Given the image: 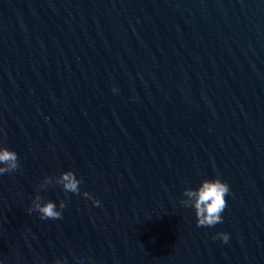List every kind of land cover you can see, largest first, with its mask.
<instances>
[{"label":"water","instance_id":"95a60500","mask_svg":"<svg viewBox=\"0 0 264 264\" xmlns=\"http://www.w3.org/2000/svg\"><path fill=\"white\" fill-rule=\"evenodd\" d=\"M0 144L3 264H264V0H0Z\"/></svg>","mask_w":264,"mask_h":264},{"label":"clouds","instance_id":"9594fccd","mask_svg":"<svg viewBox=\"0 0 264 264\" xmlns=\"http://www.w3.org/2000/svg\"><path fill=\"white\" fill-rule=\"evenodd\" d=\"M112 91L115 93L116 88ZM19 167L18 154L9 149L4 144H0V176L5 173L11 172ZM61 186L67 192L79 193L80 191V179L76 173L72 170L62 172L58 181ZM230 193L229 184L220 178L219 174L212 178L203 179L199 186L195 189L186 191L185 195L192 201V207L196 213V225L212 227L217 223L223 222L222 213L227 207L226 196ZM90 200L94 206H99L101 201L95 198L92 194ZM65 207L63 203L58 207L55 201L48 200L46 202H40V198L36 197L35 202L31 208L28 209L29 214L32 211H38L40 213V219H60L62 218ZM219 238L222 243L229 241V233L217 232L213 236V239ZM78 264H84L83 258L75 257ZM0 264L3 261L0 260ZM56 264H66L63 260H57Z\"/></svg>","mask_w":264,"mask_h":264}]
</instances>
